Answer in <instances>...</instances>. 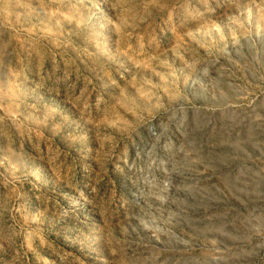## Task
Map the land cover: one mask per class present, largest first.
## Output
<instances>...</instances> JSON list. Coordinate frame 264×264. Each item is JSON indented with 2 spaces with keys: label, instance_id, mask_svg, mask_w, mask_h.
I'll use <instances>...</instances> for the list:
<instances>
[{
  "label": "rangeland",
  "instance_id": "rangeland-1",
  "mask_svg": "<svg viewBox=\"0 0 264 264\" xmlns=\"http://www.w3.org/2000/svg\"><path fill=\"white\" fill-rule=\"evenodd\" d=\"M0 264H264V0H0Z\"/></svg>",
  "mask_w": 264,
  "mask_h": 264
}]
</instances>
